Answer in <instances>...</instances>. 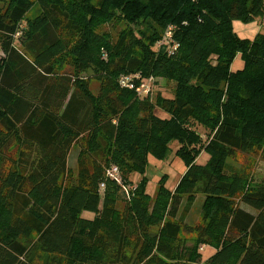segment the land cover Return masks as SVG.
Instances as JSON below:
<instances>
[{
    "label": "trees",
    "instance_id": "obj_1",
    "mask_svg": "<svg viewBox=\"0 0 264 264\" xmlns=\"http://www.w3.org/2000/svg\"><path fill=\"white\" fill-rule=\"evenodd\" d=\"M0 2V264H264V181L228 171L237 153L264 160V34L233 29L263 19L264 0ZM135 74L149 95L119 85ZM155 79L172 97L151 98ZM172 143L186 172L151 197L149 157L166 160ZM113 165L125 184L141 176L130 199L105 180Z\"/></svg>",
    "mask_w": 264,
    "mask_h": 264
},
{
    "label": "rangeland",
    "instance_id": "obj_2",
    "mask_svg": "<svg viewBox=\"0 0 264 264\" xmlns=\"http://www.w3.org/2000/svg\"><path fill=\"white\" fill-rule=\"evenodd\" d=\"M2 4V2H0ZM3 5V4H2ZM32 15V11L29 13V16ZM114 35H117V31L112 27H105V30ZM234 32L242 39H250L253 40L256 35L264 34V18L256 19L253 23L244 24L240 21H234L233 23ZM119 30V29H118ZM243 62L240 58H237L232 65L233 70H238L242 68ZM91 76V74H88ZM141 77V76H140ZM141 79L145 80L143 77ZM155 84L153 85V93L152 99H155L156 95L160 93L166 98H170L173 95L174 84L172 82L166 81L164 79H155ZM146 83V82H145ZM91 89L94 93L98 92V85L93 83ZM156 114L161 118H166L167 115L160 111L158 108L155 110ZM198 133L203 136L204 141L207 140L208 133L199 126L194 127ZM171 150L169 156L164 161H158L153 157H149V164L147 167L145 177L148 178L149 183L147 187V193L151 197H155V194L158 189L159 181L162 176H166V186L171 191L177 186L181 177L186 172V167L184 163L176 157L175 153L178 148V143H172L170 146ZM78 153L77 149L74 148L70 154V169H75L76 165H73V160L76 159V154ZM209 159V156L206 153L201 154V156L197 159V163L200 165H204ZM228 171L230 172H243L245 173L251 180V185L261 184L264 181V160L256 156L254 154H246V153H237L233 158L228 161ZM134 176V177H133ZM131 177L132 184H125L123 181L122 184H118L122 188V196L126 197L125 189H130L129 194L132 197L133 191L136 189V186L141 181V176L135 174ZM117 184V183H116ZM204 196L202 194H197L196 200L192 205L185 223L188 225H196L202 221V204L204 202ZM237 207L247 210L249 212H253L249 207L244 205L241 201L236 200ZM186 205V199L183 202L181 211H183ZM119 208L123 210L125 205L123 203L119 204ZM83 217L86 219H92L93 215L90 213H84ZM215 253V249L211 247H203L202 255L204 260L208 259Z\"/></svg>",
    "mask_w": 264,
    "mask_h": 264
},
{
    "label": "built area",
    "instance_id": "obj_3",
    "mask_svg": "<svg viewBox=\"0 0 264 264\" xmlns=\"http://www.w3.org/2000/svg\"><path fill=\"white\" fill-rule=\"evenodd\" d=\"M196 1V0H192ZM164 41L169 45L170 50H175L177 48L176 43L173 40V27L169 26L165 31ZM140 74L135 75H123L119 78V85L127 90L135 91L139 95H149L151 92V80H143ZM137 81L140 83L138 84ZM146 82V83H145ZM105 180H112L117 184H122V176L119 168L117 166H111L106 170ZM106 188V183L103 182L100 185V191L103 192ZM129 188L125 189L126 199H130Z\"/></svg>",
    "mask_w": 264,
    "mask_h": 264
},
{
    "label": "crops",
    "instance_id": "obj_4",
    "mask_svg": "<svg viewBox=\"0 0 264 264\" xmlns=\"http://www.w3.org/2000/svg\"><path fill=\"white\" fill-rule=\"evenodd\" d=\"M71 154V153H70ZM77 155H78V153L76 154V159H75V161L73 160V165H76V160H77ZM68 165H69V167H70V155H69V159H68Z\"/></svg>",
    "mask_w": 264,
    "mask_h": 264
}]
</instances>
